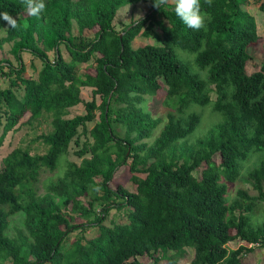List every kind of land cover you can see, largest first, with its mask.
Segmentation results:
<instances>
[{
	"label": "trees",
	"instance_id": "trees-1",
	"mask_svg": "<svg viewBox=\"0 0 264 264\" xmlns=\"http://www.w3.org/2000/svg\"><path fill=\"white\" fill-rule=\"evenodd\" d=\"M145 1L45 0L34 17L22 0H0V13L16 22L0 18L7 33L0 47L14 41L17 59H0L9 81L0 82V148L18 125L52 126L3 159L0 264H181L188 249V264H249L246 255L264 248V219L257 217L264 211V159L247 171L255 194L243 187L230 196L246 161L264 151V59L250 71L252 49L264 44L256 18L246 0H200L204 25L194 30L174 5L157 9L151 0L144 17L115 27L121 7ZM154 26L160 43L135 48V38ZM23 52L43 62L37 76L26 75ZM84 63L94 73L81 74ZM86 87L93 90L87 101ZM149 96L171 107L166 117L146 109ZM81 103L86 112L67 117ZM195 105H212L218 120L189 142L203 121L190 111ZM73 142L81 162L68 158ZM37 144L45 152L34 153ZM61 166L39 193L41 172ZM124 169L135 191L115 183ZM115 208H126L127 220L109 226ZM19 214L23 225L11 234ZM88 227L97 234L70 242L73 231ZM235 240L243 243L231 248Z\"/></svg>",
	"mask_w": 264,
	"mask_h": 264
},
{
	"label": "rangeland",
	"instance_id": "rangeland-1",
	"mask_svg": "<svg viewBox=\"0 0 264 264\" xmlns=\"http://www.w3.org/2000/svg\"><path fill=\"white\" fill-rule=\"evenodd\" d=\"M262 0H246L244 7L255 16L258 26V33L264 37V12L260 9V4ZM152 9V1H145L141 2L139 4H126L123 7L120 8L118 15L116 16V19L114 21L115 27L117 29H122L127 24L144 17L147 13H149ZM7 27V26H6ZM75 32L78 31V28L75 27ZM95 30H87L86 34L94 35ZM6 30L1 29L0 30V39L4 36H6ZM161 32L157 26H154L153 29H151L150 33L148 35L140 34L138 35L135 40L133 41V46L140 47L148 43H160ZM15 42L9 41L4 42L3 46L0 47V59H7L4 60L5 62L10 60L13 63L17 64V59L13 53ZM63 52L65 56H68V53L66 49L63 46ZM253 54L256 56V59H254L253 63L258 62L261 59H264V44H261L257 48L252 49ZM180 53L187 54L185 51H180ZM23 58L27 65L26 75L35 77L38 75L39 70L42 67L43 62L37 58L34 57L32 54L28 52H23ZM50 57L53 58V53L50 52ZM189 59H191L189 57ZM258 60V61H257ZM4 62V63H5ZM91 65L89 63H84L79 69V72L81 74H84L87 70L94 73V69H88ZM258 68V65H251V69L255 70ZM1 70H3L1 68ZM4 70H9L8 68H4ZM0 82L3 85V87H6L9 84V81L6 77H3L0 75ZM20 91H23V87L20 88ZM82 97L85 101L91 100L93 98V90L90 87H86L82 89ZM213 98H215V94L213 95ZM100 100V98H98ZM146 109L151 112V114L155 117L158 116H164L166 117L167 112L170 110L171 107L166 106L163 104V101L161 99L148 97L145 102ZM196 111L198 113L203 114V121L200 124V126L189 136L190 141L193 142L194 140H197L200 137L205 136V134L208 132V130L212 127V124L215 123L218 120V117L213 113L212 105H209L205 108L195 105L193 106L190 111ZM86 112V108L84 103H81L77 106L71 107L69 109V112L67 114V117H74L78 114H84ZM98 119L100 110L97 111ZM29 114L26 115L22 121H25L28 118ZM19 126V125H18ZM16 126L14 130H11L5 139V142L3 146L0 148V170L4 167V157L12 151L14 148L18 146H24L34 138L37 134L42 133L43 131H48L52 128L50 123H44L42 125H39L37 129H33L31 126L22 124L21 126ZM92 127V125H91ZM159 130L157 131V133ZM120 133H124V129H120ZM155 138L149 139V142L151 143ZM34 153H43L45 152V146L42 144L35 145ZM81 148L73 142L71 145V148L68 153V158L75 160L77 162H81L82 158H80L77 155V151ZM215 159L219 162V155L215 156ZM264 159V151L257 152L253 154L245 163L244 168L241 171V174L238 178V181L231 186L230 188V196L233 198L236 195V192L239 188H246L251 193L255 194V191L253 190L252 184L246 179L247 177V171L251 169L252 167L256 166ZM63 166H61V169H58L56 171H50L47 169H44L39 177V181L37 182V189L39 193L43 194L46 192L45 184L50 178H55L57 175L62 173ZM198 174V172H196ZM115 183H121L124 186H126L129 190L135 191L137 188V185L130 180V174L127 170H122L119 176L115 179ZM261 206L264 208V202L261 204ZM111 217L106 221L107 225H113L115 222H125L127 220V209H113L111 212ZM258 220L264 219V211L259 212L258 214ZM23 214H19L17 216L12 217L11 221V227L9 232L12 234L15 230V226H21L23 225ZM85 219H82L81 222H85ZM98 228L97 227H88L86 231L82 230H75L71 233L70 242L76 241L78 238L86 237L90 238L97 234ZM243 242H240L239 240H235L229 243V246L231 248H237L239 245H241ZM189 251V257L187 258L188 261H181V264H188V262L193 258L194 251L193 249H188ZM246 261H248L249 264H264V248H260L255 250L254 252L248 253L246 255ZM147 264H153V262H149ZM161 264H165L163 261Z\"/></svg>",
	"mask_w": 264,
	"mask_h": 264
},
{
	"label": "clouds",
	"instance_id": "clouds-1",
	"mask_svg": "<svg viewBox=\"0 0 264 264\" xmlns=\"http://www.w3.org/2000/svg\"><path fill=\"white\" fill-rule=\"evenodd\" d=\"M26 12L34 17H38L46 8L45 0H22ZM211 5L212 0H205ZM168 4L174 5L176 16L183 21V23L194 30H199L204 25V16L201 11L200 0H154L153 7L161 9L162 6ZM0 18L9 22L10 26L15 27L16 22L7 13H0ZM96 191H100L99 188ZM222 264V262H218Z\"/></svg>",
	"mask_w": 264,
	"mask_h": 264
}]
</instances>
